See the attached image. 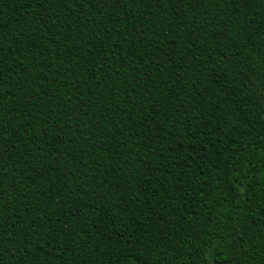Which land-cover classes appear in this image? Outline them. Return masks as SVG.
Returning a JSON list of instances; mask_svg holds the SVG:
<instances>
[{"label":"trees","instance_id":"obj_1","mask_svg":"<svg viewBox=\"0 0 264 264\" xmlns=\"http://www.w3.org/2000/svg\"><path fill=\"white\" fill-rule=\"evenodd\" d=\"M0 264H264V0H0Z\"/></svg>","mask_w":264,"mask_h":264}]
</instances>
